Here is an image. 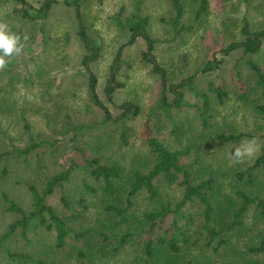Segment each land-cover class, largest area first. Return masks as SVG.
I'll return each instance as SVG.
<instances>
[{
    "label": "rangeland",
    "instance_id": "1",
    "mask_svg": "<svg viewBox=\"0 0 264 264\" xmlns=\"http://www.w3.org/2000/svg\"><path fill=\"white\" fill-rule=\"evenodd\" d=\"M180 2L182 14L176 23L172 21L174 11L170 0L81 3L85 31L97 48L96 58L87 65L95 77L97 100L113 117L120 114L118 105L122 102L138 108L136 115L120 123L102 121L103 110L89 99L88 75L82 65L88 52L77 36L72 8L61 0L56 1L41 25L14 17L11 1L0 0V21L6 22L13 32L29 37L22 54L8 57L7 66L0 70V152H7L0 158V233L18 218L6 209L5 199L28 210L29 186L41 192L47 179L66 169L69 162L76 166L67 180L46 197L56 212L68 214L60 197L70 202L82 199L88 207L82 221L89 224L98 222L103 205L124 206L130 173H146L155 162L144 141V126L167 149L186 150L178 162L183 165L193 162L188 167L191 183L219 174L217 195L213 193L209 197V224L217 228L219 223L233 218L239 198L234 193L232 180L237 179L236 172L249 168L259 156L264 137V112L258 109L264 107V91L246 62H253L264 74V41L254 54L243 55L241 49L230 52L213 73L202 74L199 68L209 59L212 50L242 39L240 15L246 19L250 31L264 28V0H206V11L199 18H194L197 0ZM134 13L147 18L145 31L154 41L151 53L165 71L166 85L195 76L190 87L172 88L182 94L183 103L177 108L169 107L165 111L158 108L160 80L142 58L146 42L135 35L127 43L130 30L115 22L117 17L123 23ZM121 44L125 45L117 55ZM110 76L115 86L107 98L104 87ZM211 83L221 87V97L210 89ZM164 95L167 102L174 97L168 87L164 88ZM203 97L208 106L206 116L201 113ZM237 133L249 136L235 141L216 137ZM40 140L45 143L25 155L12 151ZM250 140L259 145L258 152L243 163L232 164L231 153ZM88 157H97L102 163L120 168L119 176L113 180L111 195L102 192L100 180L77 168ZM251 174L255 178L248 188L263 197L264 168H254ZM179 181V175L156 177L153 196L140 189L130 197L124 221L108 213L113 223L119 221L115 228L112 226L115 237L126 236L118 245L113 240L102 241L103 250L95 254V264H140L145 237L156 244V239L172 221L183 231L182 239L175 242L178 251L170 253L177 263L190 260L192 264H264V251L247 250L264 231L263 221L253 206L238 217L239 225L225 232V245L215 247L214 241L205 245L198 200L188 201L174 211L182 194ZM84 184L93 191L85 189ZM160 206H167L168 212L162 222L155 219L150 226L143 214ZM52 233L34 237L29 233L30 241L15 235L7 246L11 251L33 252L48 244ZM66 250L62 252L64 256ZM67 260L68 264L73 262L72 254ZM0 264L11 263L2 256Z\"/></svg>",
    "mask_w": 264,
    "mask_h": 264
},
{
    "label": "trees",
    "instance_id": "2",
    "mask_svg": "<svg viewBox=\"0 0 264 264\" xmlns=\"http://www.w3.org/2000/svg\"><path fill=\"white\" fill-rule=\"evenodd\" d=\"M12 6L10 10L14 17L24 20L25 22L36 21L41 25L44 23V19L51 6L58 0H39L33 3L31 0H10ZM65 6L72 8L74 13V20L77 26V36L79 41L83 44L88 54L82 59L83 69L88 75V86L87 91L89 99L96 104L100 109L103 110L102 121L107 122H120L126 118L132 117L137 114L138 108L136 105L130 102H122L118 105L121 109L119 115L113 117L105 107L97 100L95 94V77L89 71L87 65L88 62L94 60L97 56V48L93 43L92 39L87 35L85 27L82 22L81 14V3L87 0H61ZM100 1V0H96ZM171 7L174 11L173 22H177L182 14V5L180 0H170ZM207 2L206 0H197V7L194 11V18H199L206 11ZM241 21L240 33L242 35L241 40L229 41L223 46H219L212 50L210 57L206 60L199 68L202 74H210L218 69L219 63L224 59L226 55L236 49H241L243 55L254 54L264 41V28L250 31L248 29L246 19L240 15ZM115 22L130 30V37L127 43L132 42L134 36H141L146 42V50L142 53V58L147 62L152 72L157 74L160 80L161 91L157 99L158 108L165 111L169 107H179L182 103V94L180 90L173 91L174 87L182 88L184 86L190 87L194 74L188 78L181 79L177 84L166 85V76L163 68L155 61L151 50L153 48V40L148 37L145 31V25L147 18L140 16L138 13H134L131 18L125 19L123 23L116 17ZM174 27H176L174 25ZM125 44H121L117 49V55L121 52ZM15 58V56H13ZM12 57V58H13ZM248 67L254 73L257 83L263 88L264 91V74L260 68L251 61H246ZM115 83H113L112 76H110L105 83L104 92L107 98H109L114 89ZM173 92L174 97L171 101H166L164 95V88ZM210 89L216 94L217 97L223 95V91L218 84H210ZM203 116H206L208 106L206 98L203 97ZM174 102V103H173ZM258 109L264 112V107L259 106ZM204 112V113H203ZM205 114V115H204ZM125 128H123V131ZM145 131L144 141L150 151L155 156L154 164L149 168L146 173L131 172L130 179L128 178V190L125 196V205L118 207L114 204H106L102 206V213L98 222H92L85 224L83 213L88 209L83 204L82 199H77L73 202L68 201L64 197H60L62 207L68 211V214L64 215L58 213L46 202V197L53 193L54 189L61 186L62 182L66 181L74 165L73 162H69L66 169L59 172L58 174L50 176L41 192H38L33 186H29L31 194L30 207L28 210H23L17 204L9 199H5L7 202L6 209L10 212L16 213L18 218L13 220L6 228V230L0 233V257H5L6 262L11 264H68L67 256L72 254L73 262L69 264H95V254L103 250L101 242L104 240H113L117 242V245L121 240L125 238V234L115 237L114 228L118 223H113L112 218L108 213H112L113 216H117L120 221L125 220V212L130 206V197H132L140 189H144L149 196H153L155 193L153 180L156 177L166 176H180L179 184L182 186V194L180 201L175 205L174 211H178L179 207L188 201L197 199L201 204V215L202 222L200 229L204 232L205 245H209L212 241L215 243V247L225 245L227 242L224 239L225 232L230 231L240 224L238 220L239 216L245 212L250 206H253L256 210L257 217L263 221L264 227V196L261 197L258 194H253L248 185H251L252 179L255 177L251 174L254 168H264V137L262 140L261 151L259 156L253 161L252 165L245 170L236 172L235 176L237 179L233 181L234 193L239 198V205L234 212L233 218L229 222H221L217 225V228L209 224L210 221V194H216L220 186L219 174L215 177L213 175H207L203 179H198L196 183H191V173L188 167L193 165V162L188 164H180L178 162L179 157L186 153L185 149H167L160 141L156 140L149 133L147 126L143 127ZM242 136H249L248 134L237 133V134H224L217 135V138H221L228 141H235ZM45 142L40 140L39 142L30 141L26 146L21 149H13L12 151L17 154L25 155L36 146L42 145ZM7 152H0V158L6 155ZM77 168L81 169L84 173H87L90 177L95 180L101 181L102 192L109 196L113 192L114 179L120 174V168L114 164H105L100 162L97 157H88L83 159L82 165H77ZM4 173V170L1 171ZM85 189L93 191V188L84 184ZM209 191L211 193H209ZM209 193V194H208ZM217 195V194H216ZM168 212L167 206H160L159 209L143 214L144 218L150 226L154 225V220L162 222L164 216ZM50 232L52 233L51 240L48 244L45 243L41 248L29 251H11L8 249V241L15 235L30 241V237L27 234L31 233L32 236L40 235L45 233L47 236ZM183 236V231L172 221L169 223L156 239V244L150 240L147 236L142 245V256L140 258V264H192L190 260H185L182 263L175 262L171 254L178 251V246L175 243L176 239ZM214 247V248H215ZM66 250L64 256L62 252ZM248 251L259 253L264 251V231L256 237L253 242L248 246ZM56 251V252H55ZM57 251H59L57 253ZM56 256L59 257L56 258ZM226 264V263H221Z\"/></svg>",
    "mask_w": 264,
    "mask_h": 264
},
{
    "label": "clouds",
    "instance_id": "3",
    "mask_svg": "<svg viewBox=\"0 0 264 264\" xmlns=\"http://www.w3.org/2000/svg\"><path fill=\"white\" fill-rule=\"evenodd\" d=\"M28 35L13 32L10 26L0 21V70L4 69L8 64V57L22 54L25 44L28 41ZM259 145L255 140L247 141L236 147L231 153V163H243L245 159H250L258 152Z\"/></svg>",
    "mask_w": 264,
    "mask_h": 264
}]
</instances>
